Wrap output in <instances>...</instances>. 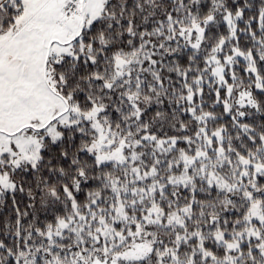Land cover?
<instances>
[{
    "label": "snow or ice",
    "instance_id": "1",
    "mask_svg": "<svg viewBox=\"0 0 264 264\" xmlns=\"http://www.w3.org/2000/svg\"><path fill=\"white\" fill-rule=\"evenodd\" d=\"M0 264H264V0H0Z\"/></svg>",
    "mask_w": 264,
    "mask_h": 264
}]
</instances>
